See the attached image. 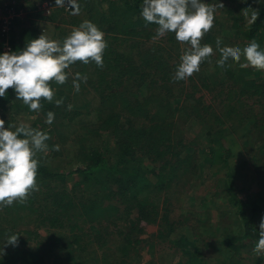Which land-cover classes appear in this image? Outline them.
<instances>
[{
  "label": "trees",
  "instance_id": "trees-1",
  "mask_svg": "<svg viewBox=\"0 0 264 264\" xmlns=\"http://www.w3.org/2000/svg\"><path fill=\"white\" fill-rule=\"evenodd\" d=\"M204 2L215 7L214 19H228L230 15L229 18L237 29L236 33L244 32L247 40L259 41L262 38L264 0ZM76 3L80 10L85 11L81 17L72 14L74 9L70 5L68 10H65V6H60L48 15V19H55L56 16L61 19L59 25H56V30L60 33L58 41L63 42L71 34L73 29H67V24L77 28L88 20L108 37L116 39L118 44L127 41L134 58L130 61L123 54L114 52L117 54L115 60H118L117 68H114L113 58L110 56L113 52L105 50L104 67H95L90 72L87 67L92 63L84 65L77 61L66 70L69 73L67 83H50L55 92L54 100L49 103L41 99L42 108L39 112L31 111L21 100H17L16 93L11 88L7 90L5 97H0V119L5 121V127L14 131L11 126L25 123L46 132L50 137L46 141L50 152L37 154L39 190L33 191L23 203L14 202L12 206L0 208V248L10 235L20 236L22 231H29L26 244L30 241L37 242L38 248L30 256L17 248L19 244L14 247L8 245L1 253L0 264H113L110 259L114 252L110 247L112 242L120 244L124 249V252H114L112 258L115 262L128 264L133 255L139 254L137 246L143 239L139 237L138 231H143L140 228L145 223L158 226V238L166 239L169 233L176 232L184 222L173 217L171 197L168 195L162 199V192L173 191L185 179L184 176H190L192 170L193 174H197L217 169L221 164L226 170V176L218 180L217 185L221 190L210 198V202L217 204L218 210H223L219 206L222 201L231 204L235 208V221L228 228L221 227L220 224L214 226L209 222L206 227L216 229L213 235L223 236L221 243L225 248L217 247L224 251V259L219 264H245L246 259L252 261L251 257L238 255V258L236 255L248 247L257 257L253 249L259 239L264 209L262 202L258 203V200L249 202L238 196L236 180L241 176L239 173L242 166L231 165L230 161L235 153L237 136L240 135L245 143L251 144L252 139L249 137L253 135L262 155H254L249 160L260 171L258 163L264 155V138L255 137L254 129H248L241 121H235L234 117L239 115L238 105L230 107V119L227 123L216 111L208 110L214 118V122L208 125L204 121L205 114L201 106H197L196 116L203 121L200 136H187L178 122L179 113L185 106L181 105L177 115L170 104V98L179 94L175 92L177 86L168 84L180 63V58L175 61L172 57L173 46L178 45L175 34H167L165 38L168 41L164 46H148L147 42L156 35L158 26L146 22L141 16L143 0H76ZM33 7L37 9L36 6ZM224 14L227 18H222ZM253 14H258L255 22L252 20ZM36 17L47 19L43 13ZM246 19H250L247 24ZM30 20V24L23 27L19 35L13 34L9 39L7 44L12 52L23 50L27 43L43 35L39 29V19ZM215 24L218 26V21ZM217 31L218 27L206 33L207 40L204 43L201 41V44L212 45L216 49V39L220 38ZM6 34L0 28V54L4 53L7 45L3 43ZM131 36H140V39L132 43ZM187 48L188 45L180 55ZM83 69L88 72V76L90 73L89 79L98 77L89 83L100 94L93 109L91 102L85 97L80 100L79 105L76 104L73 78L76 73H83ZM235 71L228 66L225 71L228 75L226 82L232 80V86H237L236 82H241L240 79L243 78V75L237 77ZM249 72L264 79V71L252 69ZM259 78L257 79L260 80ZM207 79L209 77L205 76L204 85L215 90L219 83L213 86L207 83ZM257 79H248V85L244 81L247 88L255 89L252 94H262L264 83ZM131 82L134 89L129 85ZM141 86L147 88L142 100L139 99L142 93L137 91ZM61 98L63 104L57 106L55 100ZM69 105H72L71 110L68 109ZM49 111L55 114L51 125L45 122ZM83 115L88 117L84 118ZM140 118H143L142 124L136 125L133 119ZM68 140L72 142L73 149L80 153L81 161L74 171L67 173L81 175L83 184L91 183L93 187V193L85 199L80 198L78 193L77 188L81 185L73 186L70 190L54 186L53 182L67 173L55 171L46 162L50 153H63ZM57 145L59 150H54ZM225 192L228 196H225ZM210 209L205 208L208 213ZM31 210L37 213L39 222L48 226L47 236L38 237L40 235L36 230L32 231L24 225L22 214ZM225 210L219 214L229 217L232 209L229 207ZM134 213L137 215L133 218ZM184 241L189 245L191 242L192 251L196 253L193 264H205L203 252L200 251L202 247L197 243L200 239L197 241L194 236L192 241ZM190 259L189 257L179 264H185ZM254 264H264V257H257Z\"/></svg>",
  "mask_w": 264,
  "mask_h": 264
},
{
  "label": "rangeland",
  "instance_id": "rangeland-1",
  "mask_svg": "<svg viewBox=\"0 0 264 264\" xmlns=\"http://www.w3.org/2000/svg\"><path fill=\"white\" fill-rule=\"evenodd\" d=\"M68 0L64 3L65 10L69 9ZM33 6H36L35 9ZM60 6L56 5V0H0V20L2 24L0 28H3V31H6V39L3 41L4 44L9 43V39L13 34L19 35L20 30L23 27H26L32 20L30 19H39L37 20L40 23V31L41 33L48 37L50 40L58 41L60 33L56 30V25H59V21L61 19L55 17V19H48V15L55 12L56 8ZM85 12L83 9L79 10L78 16L81 17ZM39 13H43L47 17V19H41L36 17ZM238 13V12H237ZM227 15L224 14L222 18H227ZM230 15H228V19H214V23L218 21V26L216 24L210 30V32L218 27L219 36L222 40L221 47L224 46H238L243 49L247 46L251 41L247 40L244 36V32L236 33L237 29L233 25V20H230ZM28 19V20H27ZM250 19H246V24ZM67 29H74L76 26H72L67 24ZM102 29V28H101ZM11 31V32H10ZM239 31V30H238ZM68 32V31H67ZM216 32V34H217ZM105 34V39L108 42V47L105 49L106 51L113 52V55L110 56L113 58L112 64L114 68H117L115 58L118 53L119 55H124L127 60L132 61L134 55L131 52V48L127 41L122 42L120 44L117 43L116 39L112 37H108ZM116 35L115 33H113ZM110 35V34H109ZM218 35V34H217ZM111 36V35H110ZM164 37L156 38L154 37L147 42L148 46L152 44L163 45L168 41L167 38ZM206 34L202 40V43L206 42ZM264 33L262 38L257 41L260 45L261 49H264ZM140 39V36H131V42H135ZM215 39V38H214ZM2 41V39L0 38ZM212 46V45H211ZM187 47L186 44H181L178 42V45L173 46L172 57L176 60L180 58V52ZM214 47V46H212ZM6 48H10L9 44L6 45ZM214 55L211 57V62L205 61L200 66V71L198 73L193 74V78L190 77L187 80H182L178 82H174L172 77L169 78L168 84L170 86H174L177 88L175 92L179 93L176 97L173 95L170 99L171 106L173 110L176 111L178 115V111L181 105L185 106L179 113L178 122L181 129L184 130L187 136H200V131L202 129L203 121L201 118L196 116L197 111H195L197 106H201L202 112L205 114L204 121L208 125V123H213L214 118L210 115L209 111H216L218 115L223 117V121L226 123L230 119L229 112L231 111L230 107L234 105L240 106L239 115L234 117L235 121L240 123H244L245 126H248V129H254L255 137L259 139L264 138V86L262 90V94H252L255 89L247 88L245 82L250 81L251 79L259 78L255 75L254 72H249L252 70L251 67L242 68L240 64L245 63L243 57L240 63H236L232 60H229L224 68H221L217 65L216 61L220 58L219 49H214ZM227 66L232 70H236L235 73L238 75H243V78L240 79L241 82L238 83L237 86H232V80L226 82V77H228L226 71ZM97 67L95 63L89 65L87 70L90 72L91 69ZM99 68V67H98ZM73 70V69H71ZM82 70L81 76H87V82L79 81L80 83V91L75 92V100L76 104H80V100L84 99V97L89 99L91 109L96 107L98 103L100 94L97 93L96 90L91 88L89 84L92 79L98 77H92L89 79L88 72ZM176 69L174 70L175 74ZM174 76V75H173ZM209 77L208 84L216 85L217 88L212 90L208 86H205L204 83L206 80L204 78ZM203 77V79H202ZM232 79V78H230ZM250 79V80H248ZM257 81H261L264 83V79L259 78ZM245 81V82H244ZM206 83V84H207ZM249 83H247L248 85ZM132 89H134V84L131 82L129 84ZM138 93H142L143 98L146 96L147 88L144 86L138 87ZM221 91V92H220ZM72 96H74L71 91L69 92ZM256 95V96H255ZM133 96V95H132ZM142 100V99H141ZM159 108V107H158ZM209 110V111H208ZM86 111V110H84ZM231 113V112H230ZM183 115V118H181ZM124 116H127L124 114ZM84 118L88 117L83 115ZM187 120V121H186ZM136 125H141L143 122V118L133 119ZM229 124V123H228ZM80 125V124H79ZM208 127V126H207ZM206 130V129H205ZM236 139L237 145L234 147L235 153L231 156V165L237 166L240 164L242 166L241 172L239 173L240 178L236 180L237 185V194L242 199H248L249 202L254 200H258L262 202L261 206L264 209V155L261 158L259 164L260 171H257L256 165L253 164L252 161L249 160L250 157L256 155L261 156V152L259 151V146L256 144V140H254L253 135L249 137L251 140L250 143H245L244 139L241 138L240 135L237 136ZM114 144V142H112ZM247 144V146L245 145ZM65 151L59 155H54L53 153L49 154V157L46 159V162L55 170L62 171L63 173H67L69 171H74L78 164L80 163V156L76 150L73 149L72 142L68 140L65 144ZM250 151L248 152V149ZM45 152H50L46 150ZM148 161H145V166L147 167ZM190 176H184L183 181H180L173 191H164L162 192V199L169 195L171 197V207L174 209L173 217L182 219L184 222L181 226L178 227L177 231L174 233H169L166 239L158 238L157 231L158 226L153 224L145 223V226H142L143 231L139 232V237L143 239V242L139 243L137 248L139 250V254H135L132 256L131 260L128 264H179L183 262V260L189 261L184 262L185 264H193L194 254L190 245L187 244L184 240L192 241L195 236L197 241L200 239V244L202 248L200 251L203 252V261L205 264H219L221 260L224 258V251L218 249L217 247L225 248V245L221 243L223 240V236H215L212 233L216 231V229H207L206 223H210L211 225L220 224L221 227L231 225L233 221H235L234 210L235 208L229 203H221L219 205L223 210L216 209L217 204H211L210 198L217 195L218 190H221V187L218 184V180H221L224 176H226V170L223 169L222 164L217 166V169L214 170H206L205 172H198L197 174H193V170L189 174ZM238 175V174H237ZM61 180L65 181L62 182ZM53 185L57 188L66 187L69 190L73 186L81 185V187L77 188L80 198H87V196L93 193V187L91 183L85 185L83 184L82 177L79 174H74V172L67 173L63 177L57 178ZM116 187V186H114ZM260 192L262 196L260 197ZM213 196H212V195ZM228 194L225 192V196ZM220 196V195H219ZM263 198V199H262ZM204 202V204H202ZM218 203V201L216 202ZM207 204V206L205 205ZM227 207V208H226ZM231 210V215L229 217H225L219 214V212L226 211L225 209ZM205 208H211L210 213H208ZM137 214H133V218ZM22 219L24 225L29 227L30 230H36L38 237H45L49 234L48 226L39 222L38 215L35 211H26L22 214ZM240 223V221H239ZM196 228V229H195ZM242 228V227H241ZM195 229V230H194ZM229 230V229H228ZM230 231V230H229ZM29 232V231H27ZM26 231H22L21 235L18 237V246L19 250L24 251L26 255H34L36 249L38 248V243L30 241L26 244V239L29 234ZM240 232V231H239ZM238 234V233H237ZM43 236V237H42ZM199 238V239H198ZM204 241V242H202ZM8 246V245H7ZM5 245H3V251L6 249ZM14 247V246H12ZM11 247V248H12ZM115 253L124 252L123 247L118 243H113L111 246ZM9 249V248H7ZM13 250V248H12ZM251 249L246 247L239 254H235L237 257L241 255L243 257H248L252 259H246L244 261L245 264H254L256 262L257 257L250 252ZM111 260L113 264H124L123 262H115L112 258ZM131 250H129V253ZM3 253V252H2ZM101 253V251H99ZM1 256V253H0ZM239 258V257H238ZM66 264V263H64Z\"/></svg>",
  "mask_w": 264,
  "mask_h": 264
},
{
  "label": "clouds",
  "instance_id": "clouds-1",
  "mask_svg": "<svg viewBox=\"0 0 264 264\" xmlns=\"http://www.w3.org/2000/svg\"><path fill=\"white\" fill-rule=\"evenodd\" d=\"M73 15L79 14L76 0H68ZM65 0H56V5L64 6ZM215 7L204 0H143L141 16L151 24L157 25L154 39L174 33L175 39L188 45L180 56L173 81L187 80L200 71L203 62H211L215 54L212 46L201 44L206 33L214 27ZM258 14H253L255 22ZM221 38L216 39L220 58L217 65L224 68L229 60L240 63L242 57L245 63L240 67H251L264 71V49L256 40H252L241 49L238 46L221 47ZM108 47L105 34L93 22L85 20L74 28L63 42L50 40L41 35L27 43L25 48L16 52L0 54V97H5L8 89H13L16 99L21 100L33 112L42 108L41 99L51 103L55 92L50 87L51 82L64 85L69 79L66 72L77 61L84 65L95 63L104 67L103 55ZM87 82V76L76 73L73 87L80 91L78 81ZM55 104L61 106L63 98L56 99ZM72 105L68 106L71 110ZM55 114L47 113L46 123L51 125ZM5 127V121L0 119V208L9 207L14 202L23 203L33 191H38L37 170L39 159L37 154L47 150L46 141L50 139L46 132L21 123L19 126ZM23 137V138H21ZM59 150V146H54ZM18 234L10 235L4 243L18 245ZM257 257H264V218L261 219L259 239L253 249ZM3 248H0V253Z\"/></svg>",
  "mask_w": 264,
  "mask_h": 264
},
{
  "label": "built area",
  "instance_id": "built-area-1",
  "mask_svg": "<svg viewBox=\"0 0 264 264\" xmlns=\"http://www.w3.org/2000/svg\"><path fill=\"white\" fill-rule=\"evenodd\" d=\"M4 52H12L11 50H10V48H6V46L4 47Z\"/></svg>",
  "mask_w": 264,
  "mask_h": 264
}]
</instances>
